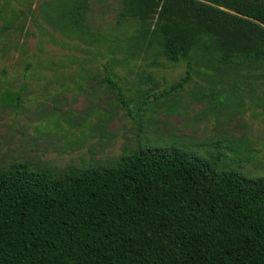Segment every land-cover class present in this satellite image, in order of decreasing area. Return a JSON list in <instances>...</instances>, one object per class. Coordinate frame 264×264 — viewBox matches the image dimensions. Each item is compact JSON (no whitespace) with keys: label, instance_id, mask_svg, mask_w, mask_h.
<instances>
[{"label":"trees","instance_id":"16d2710c","mask_svg":"<svg viewBox=\"0 0 264 264\" xmlns=\"http://www.w3.org/2000/svg\"><path fill=\"white\" fill-rule=\"evenodd\" d=\"M63 5L66 28L86 33L88 0ZM2 16L10 30L17 14ZM129 19L186 64L180 87L194 64L264 74V0H122ZM0 264H264V176L153 148L60 180L21 164L0 173Z\"/></svg>","mask_w":264,"mask_h":264},{"label":"rangeland","instance_id":"374dc122","mask_svg":"<svg viewBox=\"0 0 264 264\" xmlns=\"http://www.w3.org/2000/svg\"><path fill=\"white\" fill-rule=\"evenodd\" d=\"M66 1L0 0V173L25 164L60 180L153 148L264 176L261 70L194 64L180 87L186 64L138 38L141 22H119L122 0H88L86 33L58 17Z\"/></svg>","mask_w":264,"mask_h":264}]
</instances>
